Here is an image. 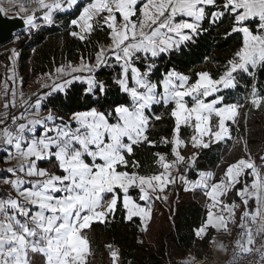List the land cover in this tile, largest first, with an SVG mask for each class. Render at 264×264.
<instances>
[{
  "label": "snow or ice",
  "instance_id": "snow-or-ice-1",
  "mask_svg": "<svg viewBox=\"0 0 264 264\" xmlns=\"http://www.w3.org/2000/svg\"><path fill=\"white\" fill-rule=\"evenodd\" d=\"M77 3L0 0V16L15 8L23 23L36 29L38 18L52 24L55 12ZM226 16L232 21L229 34H241L242 43L219 78L204 71L193 80L173 70L153 82L156 58L193 40L204 30L206 18L217 23ZM70 24L77 29L70 35L81 41L96 30L107 32L109 43L97 48L95 63L81 57L79 64L57 67L55 76L45 74L42 87L48 91L34 93L32 101L24 95L22 80L18 90L14 68L19 53L13 49V73L0 90L4 109L0 144L7 146L4 162L12 164L6 169L10 178L4 177L3 183L15 193L0 198V264H38L37 257L39 264H91L93 223L114 219L120 205L128 221L139 218L142 230L147 231L154 201L166 202L168 197L162 194L177 180L185 191L201 189L210 202L198 236L209 227L230 234L229 225L238 224L239 258L255 251L264 264V242L254 247L257 237L264 241V165L252 160L245 142L247 158L228 164L219 178L200 171L197 179L190 180L186 173L198 153L186 156L181 151L189 144L200 149L232 139L229 125L237 123L243 105L226 102L221 93L236 87L235 73L254 75L256 69L264 68V0H89ZM142 61H151L147 70L139 66ZM102 66L119 68L115 83L128 103L110 111H76L67 120L51 109L44 114L43 101L66 91L74 81L86 84V94L103 93L106 86L95 75ZM246 99L256 110L264 105V96L257 95L255 87ZM154 105H171L173 136L161 138L162 143L172 145L171 159L155 153L159 171L145 174L139 171V161L129 158L141 144L155 145L149 130L162 117L151 114ZM9 109L23 110L15 114ZM182 127L192 130L188 140L181 137ZM40 162L51 167H41ZM247 176L252 177L251 183L241 179ZM234 190L239 203L227 202ZM107 247L112 249V245ZM218 247L226 251L223 245ZM110 256L117 264L118 250L112 249ZM237 259L234 255L233 264Z\"/></svg>",
  "mask_w": 264,
  "mask_h": 264
},
{
  "label": "trees",
  "instance_id": "trees-1",
  "mask_svg": "<svg viewBox=\"0 0 264 264\" xmlns=\"http://www.w3.org/2000/svg\"><path fill=\"white\" fill-rule=\"evenodd\" d=\"M82 4L72 12L57 14L54 23L43 24L20 40L19 64L17 71L23 81V88L35 81L40 76L54 71L61 65L68 63L78 64L81 57L86 61H95V53L99 46L109 43L107 32L96 30L84 41L70 35L74 29L70 22L76 19L81 11ZM212 11V9H208ZM42 15L38 13L37 16ZM232 21L224 17L217 23L205 19L203 31L193 37V40L182 45L178 50L162 54L155 60L151 79L160 81L170 71L186 74L197 78L199 72H209L213 78H219L228 61L240 48L242 37L239 33H230ZM24 33V32H22ZM142 70H147L146 61L140 62ZM15 75L16 67L14 68ZM13 73V61L9 53L0 54V83L8 80ZM96 78L103 81L105 91L96 95L86 94V85L74 83L65 94L58 93L48 97L43 105V110L51 109L57 116L65 120L76 111L92 108L110 111L119 104L129 102L115 80L119 75L116 66L100 67L96 70ZM237 79L236 87L221 94L226 102H238L240 116L237 123L231 124V140L220 143H210L208 148L193 149L191 144L182 149V154L190 156L198 153L195 165L186 173L190 180L198 178L200 171H212L219 178L228 164L239 158H247V152L258 166L264 162V105L259 110L252 108L248 101L253 88L257 95L264 96V68H258L254 75L242 71L234 74ZM11 87V81H9ZM44 89L39 94L47 92ZM36 96L32 97L34 100ZM3 103V99L0 100ZM163 105H154L153 115H161L162 119L153 121L149 130V139L155 141L154 146L147 143L134 148L132 157L139 161L140 172L150 174L159 171L155 163V153L168 154L171 159V144L162 143L161 138L171 139L173 136L174 121L169 115V109ZM15 110V109H10ZM16 110V112H19ZM192 135L190 128H181V137L188 140ZM41 166L50 168L51 164L42 162ZM250 182L249 176L241 178ZM241 185H237V188ZM167 201L155 200L153 203L152 220L148 230H142L139 218L134 217L128 221L120 205L114 219L104 223H93L89 230L91 233L94 257L91 264H113L110 256L112 249L118 250L117 264H178L180 257L196 255L199 258L207 257L211 252L210 236L200 239L195 233L206 221L208 213V199L202 190L185 191V185L177 180L175 185L168 187ZM135 196V190H132ZM107 245H112L109 249Z\"/></svg>",
  "mask_w": 264,
  "mask_h": 264
},
{
  "label": "crops",
  "instance_id": "crops-1",
  "mask_svg": "<svg viewBox=\"0 0 264 264\" xmlns=\"http://www.w3.org/2000/svg\"><path fill=\"white\" fill-rule=\"evenodd\" d=\"M88 3H89V0H78V3L75 6H73L71 9H68V10L62 11V12L58 11V12H55L54 14L56 15L58 13L70 12L72 10H75L76 7L79 6V4H82L81 8H83ZM40 16L41 15H39L38 17H40ZM38 20L40 21V22H38V25H40V27L44 26L43 24H47L46 22L43 21V19H39L38 18ZM204 21H203V23H204ZM185 44H183V45H185ZM19 58H20L19 55H18V57L15 58V67H16V73H17V77H16V75H15V77H16V80H17L18 90H19V83L21 81V76L18 75L19 72L17 71V67H18V64H19ZM93 63H95V61ZM148 63H151V61H146V66H147ZM55 70L56 69H54V71H50V73H52L53 76L56 75ZM44 76L45 75L38 77L37 79H35L34 82L29 84L28 87L23 88V92H24V95H25L26 98H28V97L32 98V97L36 96V95H33L34 93L35 94H39V92L41 90L45 89V88L42 87L44 81H43V79H41ZM38 81H39V83H38ZM74 83L84 84V83H82L80 81H74L72 84H74ZM84 85H86V84H84ZM70 86H68L67 89ZM233 89H225L224 91L233 90ZM46 90H48V89H46ZM58 93L65 94L66 91H64V92H55L53 94H58ZM39 95H43V93H41ZM49 97H51V96H49ZM35 99L32 100V101H35ZM45 100L43 101V105H44ZM16 110H18V109H15V110H10L9 109V113L19 114V112H16ZM22 110L23 109H20V111H22ZM3 111H4V109L2 108V103L0 102V113H3ZM42 111H44L45 115L47 114V111L43 110V106H42ZM2 118L3 117H0V119H2ZM6 150H7V146L3 145V144H0V198H5V199L7 198V196H6L7 193H10L13 196L15 195V193L11 190L10 186L3 183V178L4 177L7 176V177L10 178V174H8L6 172V169L8 167L12 166L11 163H5L4 162L5 159H6ZM41 163L42 162H40V166H41ZM41 167H43V166H41ZM205 172H212V171H205ZM251 180H252V177L250 176V182L249 183H251ZM195 190H201V189H195ZM233 200H235L237 203L240 202L239 197L236 196V194H235V190L233 192H230L228 194V196H227V202H232ZM209 203L210 202L208 201V204ZM250 206H254L253 202H251V201H250ZM241 207H243V206H241ZM207 215H208V213H207ZM206 218H207V216H206ZM237 220H239V213L237 215ZM205 222H204V224H205ZM95 223H98V222H95ZM201 227H199V228H201ZM229 227L231 228L230 234L229 233H225L223 231L217 232L215 229L209 227V228L206 229V234H204L203 236H198L197 235V237L200 238V239L206 238L208 235L210 236V238H211L210 239V243H211V247H210L211 248V252H210V254L207 257H204V258H199L196 255H187L185 257H180L178 259V264H233L234 255L238 258L237 259V264H239L240 263L239 262L240 253H239V249L236 248V241L240 238L241 229L239 228L238 224L236 226L229 225ZM198 229H196V231H195L196 234H197V230ZM214 241H215V243H214ZM219 245H223L224 248L226 249V251H222L218 247ZM36 259H37L38 264H39V257H37ZM260 262H261V260H260ZM261 264H262V262H261Z\"/></svg>",
  "mask_w": 264,
  "mask_h": 264
},
{
  "label": "water",
  "instance_id": "water-1",
  "mask_svg": "<svg viewBox=\"0 0 264 264\" xmlns=\"http://www.w3.org/2000/svg\"><path fill=\"white\" fill-rule=\"evenodd\" d=\"M35 29H29L19 14L9 15L5 13L0 16V48L14 42V39L22 32H32Z\"/></svg>",
  "mask_w": 264,
  "mask_h": 264
},
{
  "label": "rangeland",
  "instance_id": "rangeland-1",
  "mask_svg": "<svg viewBox=\"0 0 264 264\" xmlns=\"http://www.w3.org/2000/svg\"><path fill=\"white\" fill-rule=\"evenodd\" d=\"M5 7H10V6H8L6 3H5ZM72 11H74V10H72ZM72 11H70V12H72ZM39 13V12H38ZM64 13H67V12H64ZM64 13H61V14H64ZM7 14H9V15H17L18 13L16 12V9L15 8H10V11L9 12H7ZM58 14H60V13H58ZM57 15V14H56ZM56 15L55 14H53V18H55L56 17ZM38 22H40L39 20H37V23ZM40 28V25H39V27L37 28V29H39ZM27 34L24 32V33H20L17 37H18V39H17V37L14 39V42H12V43H10V44H8V45H5L4 47H2V48H0V54L1 55H4L5 53H9L10 54V56H11V58H12V50L13 49H15L18 53H19V55H20V51H19V49H18V47H19V44H20V40L22 39V38H24L25 36H26ZM18 57V56H17ZM13 61V60H12ZM2 86H3V83H0V90H2ZM2 98H0V100H1ZM263 158H264V154H263V156H262ZM253 160V159H252ZM262 165H264V162H263V164ZM249 178H250V176H249ZM171 186V185H170ZM168 190V189H167ZM166 190V192L164 193V194H162V195H167V197H168V191ZM161 201V200H160ZM141 203H143V202H141Z\"/></svg>",
  "mask_w": 264,
  "mask_h": 264
},
{
  "label": "built area",
  "instance_id": "built-area-1",
  "mask_svg": "<svg viewBox=\"0 0 264 264\" xmlns=\"http://www.w3.org/2000/svg\"><path fill=\"white\" fill-rule=\"evenodd\" d=\"M25 33L29 35L30 32L26 31ZM262 242L264 241H262L259 237H257L256 244L254 245V247H259V245ZM260 260L261 258H260L259 253L254 251L251 255H247V256H244L243 258H240L239 264H261Z\"/></svg>",
  "mask_w": 264,
  "mask_h": 264
}]
</instances>
